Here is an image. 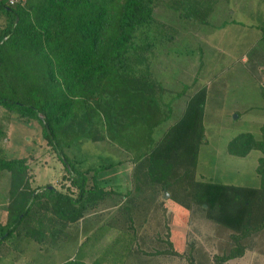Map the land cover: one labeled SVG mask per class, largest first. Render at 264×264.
<instances>
[{
    "label": "trees",
    "instance_id": "obj_1",
    "mask_svg": "<svg viewBox=\"0 0 264 264\" xmlns=\"http://www.w3.org/2000/svg\"><path fill=\"white\" fill-rule=\"evenodd\" d=\"M154 5L155 0H23L10 6L0 0L6 19L0 30V106L39 122L43 138L77 191L72 198L50 185L31 189L26 159L0 156V171L10 177L0 245L12 234L42 238L57 223H74L84 215L86 203L102 197L98 177L121 162L82 168L83 160L70 158L65 150L87 140L114 142L130 154L142 185L182 189L183 199L172 195L177 203L205 204L210 219L237 232L234 246L215 256V264L242 256L240 241L264 228V141L247 133L228 143L232 154L261 151L256 168L260 186L249 188L195 178L204 139L203 88L189 98L181 116L161 130L172 110L148 66ZM212 7L208 0H189L178 10L187 19L205 23ZM262 30L264 39V26ZM138 35H143L141 45Z\"/></svg>",
    "mask_w": 264,
    "mask_h": 264
},
{
    "label": "rangeland",
    "instance_id": "obj_2",
    "mask_svg": "<svg viewBox=\"0 0 264 264\" xmlns=\"http://www.w3.org/2000/svg\"><path fill=\"white\" fill-rule=\"evenodd\" d=\"M187 2L155 0L148 26V66L152 77L164 87L163 101L172 110L161 130L180 117L189 98L203 88L204 139L195 178L258 188L256 168L261 151L253 148L245 156L232 154L228 143L247 133L264 141V1L208 0L213 10L205 23L180 14L179 6ZM225 21L227 25L220 27ZM5 23L0 12V30ZM142 41L143 35H138L136 42L141 45ZM0 130L4 134L0 136V156L26 159L31 189L50 185L72 198L77 196L63 162L43 138L37 120L21 118L0 106ZM65 153L83 160L82 168L111 160L121 163L100 174L104 194L87 203L86 215L78 224H70L71 229L55 234L56 238L50 231L42 238L12 234L0 245V264H62L69 260L215 264V256L234 246L232 236L237 232L210 219L205 204L203 208L195 203L185 207L172 197L175 194L183 199L182 189L173 192L158 184L142 185V175L136 173L130 154L114 142L87 140ZM9 184V173L0 171V204L9 197ZM4 206L0 205V221L6 220ZM86 226L90 232L85 235ZM240 244L245 247L243 255L223 264H264V228L250 232ZM90 249L92 255L96 249L100 254H86ZM104 254L110 255L106 261Z\"/></svg>",
    "mask_w": 264,
    "mask_h": 264
},
{
    "label": "crops",
    "instance_id": "obj_3",
    "mask_svg": "<svg viewBox=\"0 0 264 264\" xmlns=\"http://www.w3.org/2000/svg\"><path fill=\"white\" fill-rule=\"evenodd\" d=\"M9 198V197H8ZM7 203H8V199H7V201H6V203H2V204H0V205H2V206H4L5 204H6V206H7ZM6 206H4V208L3 209H5L6 210ZM87 209H88V205H87V203H86V211H87ZM85 211V212H86ZM85 212H84V214H85ZM2 215V214H1ZM0 215V216H1ZM86 215V214H85ZM85 215H83L80 219H82ZM79 219V220H80ZM79 220H77L76 221V223L78 224V221ZM70 224H72V223H69V224H67V225H65L64 227L63 226H60L58 223H57V225L54 227V228H50V234L51 235H54V237L56 238V236H55V234H61L62 233V231L63 232H67L68 230H70L71 229V226H69ZM77 224H75V225H77ZM90 227L89 226H86L85 227V230L86 231H84V234L86 235L87 233H89L90 232V229H89ZM15 235V234H14ZM86 254H88V255H92L93 254V250H88L87 252H86ZM100 253L97 251V249H96V253L94 254V255H92V256H95V257H97L98 255H99ZM110 257V255L109 254H107V255H105L104 254V257H103V259L106 261V259H108ZM103 260V261H104ZM103 264H106L105 262L103 263Z\"/></svg>",
    "mask_w": 264,
    "mask_h": 264
},
{
    "label": "built area",
    "instance_id": "obj_4",
    "mask_svg": "<svg viewBox=\"0 0 264 264\" xmlns=\"http://www.w3.org/2000/svg\"><path fill=\"white\" fill-rule=\"evenodd\" d=\"M21 1H23V0H7V4L10 6H14Z\"/></svg>",
    "mask_w": 264,
    "mask_h": 264
},
{
    "label": "water",
    "instance_id": "obj_5",
    "mask_svg": "<svg viewBox=\"0 0 264 264\" xmlns=\"http://www.w3.org/2000/svg\"><path fill=\"white\" fill-rule=\"evenodd\" d=\"M164 193H165V197H167V192L165 191Z\"/></svg>",
    "mask_w": 264,
    "mask_h": 264
}]
</instances>
